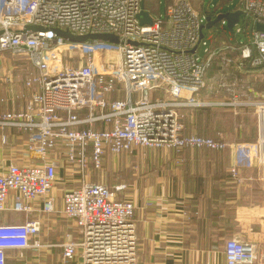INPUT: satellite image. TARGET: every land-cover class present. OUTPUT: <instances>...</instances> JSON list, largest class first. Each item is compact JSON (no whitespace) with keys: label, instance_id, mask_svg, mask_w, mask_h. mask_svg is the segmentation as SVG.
<instances>
[{"label":"built area","instance_id":"2783aa9c","mask_svg":"<svg viewBox=\"0 0 264 264\" xmlns=\"http://www.w3.org/2000/svg\"><path fill=\"white\" fill-rule=\"evenodd\" d=\"M142 2L0 0V62L6 54L25 57L30 72L22 85L31 91L22 108L12 102L0 113V128L25 131L24 155L39 162L10 164L0 174V213L23 218L0 224V264L8 251L44 247L61 250L60 264L76 256L81 264H139L135 205L118 196L122 186L111 190L86 179L102 170L106 153L228 148L221 134L186 133V120L197 111L218 108L254 118L255 142L235 148L229 172L241 183L239 170L256 167L264 179V32L255 29L264 24V0H240L241 26L235 24L226 41L208 36V46L205 16L189 0H174L151 25L140 23ZM27 26L43 31L25 32ZM52 29L119 42L70 43ZM0 80L12 84L13 70ZM63 162L80 184L62 191L57 211L51 191ZM35 212L61 214L75 236L39 244L42 223L30 220ZM223 253L226 264H253L257 248L231 238Z\"/></svg>","mask_w":264,"mask_h":264},{"label":"crops","instance_id":"0c3cea01","mask_svg":"<svg viewBox=\"0 0 264 264\" xmlns=\"http://www.w3.org/2000/svg\"><path fill=\"white\" fill-rule=\"evenodd\" d=\"M173 1L163 0L166 7ZM228 1L220 0L218 6H204L203 0H189L200 15L211 20L219 14L238 10L231 9L227 5ZM157 2L159 0H143L144 9L152 18L151 13L158 9ZM222 23L208 29L218 26V34L215 35L218 43L226 41L228 35L227 29L223 27L225 23ZM9 63L7 57L1 60L0 79L10 69ZM214 68L215 63L212 64ZM212 69L208 76L213 75ZM30 94L31 91L25 89L21 82L9 84L0 80V113L12 108V102L15 108H22ZM211 110L195 112L186 123V133L204 136L202 133L206 131L201 127V120L206 119L205 112ZM217 110L232 115L230 110ZM239 117L243 116L235 118ZM253 125L256 129L254 121ZM234 126L239 130L246 127L237 121ZM26 138L25 131L0 128V174L10 164L21 167L39 163L32 156L24 155ZM255 138L245 141L242 140L241 132L236 133L235 137L227 138L228 148L224 151L186 149L176 153L150 149L135 150L119 156L106 153L102 170L93 172L86 181L104 184L111 190L122 186L118 196L135 205L139 264H226L224 245L231 238L254 244L257 256L253 264H264V179L256 167L239 170L241 183L234 182L229 172L234 163L235 148L239 145L250 146ZM66 169L64 162L59 165L56 190L52 189L58 198L57 211L61 210L59 196L62 191L80 184L79 177H70ZM36 219L42 223L39 236L44 233L43 228L47 224L50 225L49 229H45L48 236L54 233L53 228L60 232L59 243L42 245H59L65 233L72 236L76 234L71 223L61 214L47 216L35 212L30 220ZM19 221H23L21 216L0 213V224ZM57 238L58 234L54 240ZM57 248L44 247L41 252L50 254V250ZM23 253L38 256L30 250L8 251L6 264L10 255L20 256ZM75 259L73 264H81L78 257Z\"/></svg>","mask_w":264,"mask_h":264},{"label":"rangeland","instance_id":"374dc122","mask_svg":"<svg viewBox=\"0 0 264 264\" xmlns=\"http://www.w3.org/2000/svg\"><path fill=\"white\" fill-rule=\"evenodd\" d=\"M204 2V6L206 4H209L210 6H218L220 0H203ZM202 2V1H201ZM159 3V4H158ZM158 5V9L157 12H153L151 13L153 16V19L156 20L157 18H164L165 16V12H166V4H164L163 0H159V2H157ZM228 6H230L231 9H236L241 8L240 7V0H229L228 1ZM196 10V9H195ZM243 21V16L240 17V20L237 24L236 27L241 26ZM224 30L226 29V26L224 25ZM235 29V27H234ZM218 34V26H216L215 28L211 29V30H203V35H204V39L206 40V46H208V44L212 43V40H208V36H212L215 37V35ZM220 35V34H219ZM233 37V34L229 33L228 35H226V38L228 37ZM237 41V39H236ZM206 47L204 46H200V48L198 49V54L200 56H203V51ZM7 57H10L9 54H6ZM9 60V65L8 67H10L13 70V75H14V82L17 83H22L26 77V75L30 72L27 62L25 61V57L23 56H16L13 57L12 60H10V58H7ZM8 71V70H7ZM203 116V115H202ZM205 116L206 119H202V125L201 127L203 128V130H205V133H202L204 136H210V137H215L217 134H221L223 137L228 138V140L230 138L235 137L236 133L238 134L239 132H241V136H242V140L248 141V140H252L255 136H256V129L253 125V117H249V116H243V117H239V118H235L234 116H232L231 114L221 111V110H217V109H212L210 112H205ZM204 117V116H203ZM205 118V117H204ZM189 119V118H188ZM188 119L186 120V123L188 121ZM237 121V123H244L246 125L245 128H242L241 130L238 129V127L234 126V122ZM235 127V128H234ZM239 131V132H238ZM208 134V135H206ZM55 188V186H54ZM58 189L60 190V188L58 187ZM56 190V188H55ZM51 194L55 197H57V195L55 194V191ZM61 225V223H60ZM50 225H46L45 228H43L44 233L42 235L39 236V238H37V242H39V244H53V243H59V231H54L55 229L51 227L52 232L51 236H48L47 231L45 229H49ZM50 231V232H51ZM58 234V238L56 240L55 236ZM44 250V249H43ZM42 249H40L37 252H33V253H37L38 256H33L30 253H23L20 256H18V254L15 255H10V258L8 259V263L7 264H60V249H52L50 250V254H43ZM49 251V250H48ZM36 254V255H37ZM32 256V258H31ZM32 260V261H30ZM77 264V262H76Z\"/></svg>","mask_w":264,"mask_h":264},{"label":"water","instance_id":"95a60500","mask_svg":"<svg viewBox=\"0 0 264 264\" xmlns=\"http://www.w3.org/2000/svg\"><path fill=\"white\" fill-rule=\"evenodd\" d=\"M243 15V13L240 10L234 11V12H227L223 14H219L215 16L213 20H211L210 17H207L205 19L206 24L202 26V30H208L215 24H220L222 22L225 23L226 29L228 33H233V26L238 23L239 18ZM141 25H151L152 24V17L149 15L147 11L144 9L143 2L141 4ZM255 29L259 32H264V24H257L255 26ZM43 31V28L38 26H27L25 28V32H38ZM52 32L62 39H64L67 42L70 43H84L87 41H101L111 44H117L119 40L111 35H102V34H89L84 36H77L72 35L67 31H62L59 29H52Z\"/></svg>","mask_w":264,"mask_h":264},{"label":"trees","instance_id":"16d2710c","mask_svg":"<svg viewBox=\"0 0 264 264\" xmlns=\"http://www.w3.org/2000/svg\"><path fill=\"white\" fill-rule=\"evenodd\" d=\"M75 258H77V256H76V257H74V259H73V261L71 262V264H73V262H74V261H76V259H75Z\"/></svg>","mask_w":264,"mask_h":264}]
</instances>
